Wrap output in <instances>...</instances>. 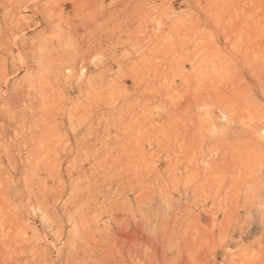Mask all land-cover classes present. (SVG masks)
I'll list each match as a JSON object with an SVG mask.
<instances>
[{
    "label": "rangeland",
    "instance_id": "374dc122",
    "mask_svg": "<svg viewBox=\"0 0 264 264\" xmlns=\"http://www.w3.org/2000/svg\"><path fill=\"white\" fill-rule=\"evenodd\" d=\"M0 264H264V0H0Z\"/></svg>",
    "mask_w": 264,
    "mask_h": 264
},
{
    "label": "bare ground",
    "instance_id": "6f19581e",
    "mask_svg": "<svg viewBox=\"0 0 264 264\" xmlns=\"http://www.w3.org/2000/svg\"><path fill=\"white\" fill-rule=\"evenodd\" d=\"M150 85H151V84H150ZM143 91H144V90H143ZM197 95H198V94H197ZM205 95H206V94H205ZM219 143H220V142H219ZM216 150H217V149H216ZM160 204H161V203H160ZM162 205H163V204H162ZM162 205H161V206H162ZM162 207H163V206H162ZM162 207H161V208H162ZM166 207H167V206H166ZM157 208H158V207H157ZM159 208H160V207H159ZM208 219H210V218H208ZM147 220H148V219H147ZM143 221H144V220H143ZM141 223H142V222H141ZM148 223H149V222H148ZM142 224H143V223H142ZM142 226H143V225H142ZM159 226H160V225H159ZM164 226H165V225H164ZM164 226H162V228H163ZM144 227H145V226H144ZM148 227H149V226H148ZM153 227H154V226H153ZM145 228H146V227H145ZM157 228H158V227H157ZM146 229H147V228H146ZM158 229H159V228H158ZM158 229H157V230H158ZM164 231H165V230H164ZM147 232H148V231H147ZM145 233H146V232H145ZM148 233H149V232H148ZM153 233H156V232H154V230H153ZM153 233H150V235L153 234ZM163 233H164V232H163ZM158 234H159V233H158ZM160 234H161V233H160ZM161 235H162V234H161ZM165 235H166V234H165ZM152 236H154V235H152ZM155 237H157V236H155ZM166 238H167V237H166ZM154 240H155V238H154ZM170 240H171V239H170ZM151 241H152V239H151ZM148 243H150V242H148ZM169 243H170V242L168 241V242H167L168 246H169ZM169 249H170V248H169ZM165 261H166V260H165ZM166 263H168V261H167Z\"/></svg>",
    "mask_w": 264,
    "mask_h": 264
}]
</instances>
